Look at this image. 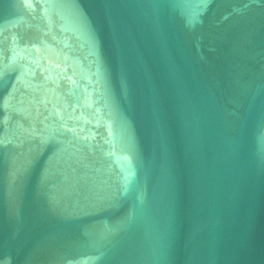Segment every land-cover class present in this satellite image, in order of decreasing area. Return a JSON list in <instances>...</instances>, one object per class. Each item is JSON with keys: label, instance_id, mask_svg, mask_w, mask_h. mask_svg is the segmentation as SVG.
I'll return each instance as SVG.
<instances>
[{"label": "water", "instance_id": "obj_1", "mask_svg": "<svg viewBox=\"0 0 264 264\" xmlns=\"http://www.w3.org/2000/svg\"><path fill=\"white\" fill-rule=\"evenodd\" d=\"M0 264H264V0H0Z\"/></svg>", "mask_w": 264, "mask_h": 264}]
</instances>
